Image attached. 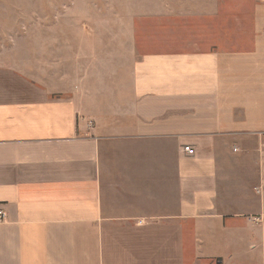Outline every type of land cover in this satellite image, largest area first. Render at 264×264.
Wrapping results in <instances>:
<instances>
[{"label":"crops","instance_id":"obj_1","mask_svg":"<svg viewBox=\"0 0 264 264\" xmlns=\"http://www.w3.org/2000/svg\"><path fill=\"white\" fill-rule=\"evenodd\" d=\"M4 2L0 264H264V0Z\"/></svg>","mask_w":264,"mask_h":264},{"label":"rangeland","instance_id":"obj_2","mask_svg":"<svg viewBox=\"0 0 264 264\" xmlns=\"http://www.w3.org/2000/svg\"><path fill=\"white\" fill-rule=\"evenodd\" d=\"M68 0H5L4 4L5 9L7 11V22L8 28L15 26V21L17 25L21 23L22 25V33L17 35L22 41L23 45V60L26 65L25 71L29 77V62H30V44L32 41L31 38V30L33 21L37 20L36 16L41 17V15H45L49 13H53L54 11H58L63 9L65 4H68ZM72 4V3H70ZM75 4H79V2H75ZM48 19L45 18V21ZM53 20L52 18L49 19ZM55 20V19H54ZM49 21V22H50ZM9 35V30H8ZM46 36V35H44ZM28 70V72H27Z\"/></svg>","mask_w":264,"mask_h":264},{"label":"built area","instance_id":"obj_3","mask_svg":"<svg viewBox=\"0 0 264 264\" xmlns=\"http://www.w3.org/2000/svg\"><path fill=\"white\" fill-rule=\"evenodd\" d=\"M184 152L189 154V155L193 154V150L190 149L188 146H184ZM5 217H6L5 213L0 210V222H4ZM256 221H258V220L256 219Z\"/></svg>","mask_w":264,"mask_h":264}]
</instances>
